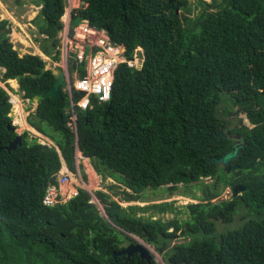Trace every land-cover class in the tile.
<instances>
[{
  "label": "trees",
  "instance_id": "1",
  "mask_svg": "<svg viewBox=\"0 0 264 264\" xmlns=\"http://www.w3.org/2000/svg\"><path fill=\"white\" fill-rule=\"evenodd\" d=\"M81 1L71 11V30L87 18L124 45L121 57H138L141 65H117L111 99L76 109L77 133L67 125L65 91L40 101L27 119L54 141L48 148L25 130L22 144L6 149L19 133L10 95L0 86V264H159L154 256L114 255L137 242L131 234L152 244L167 264H264V0ZM35 2L41 50L59 61L67 0ZM9 24L0 19V80L17 79L32 103L53 85L54 73L33 76L46 62L19 55ZM236 105L250 124L240 121L230 130L244 136L245 146L235 160L239 167L227 172L212 157L233 146L226 126L237 117ZM77 148L103 179L125 186L95 191L106 215L82 187L67 201L43 202L62 157L76 171ZM180 183L203 192L192 196L199 201L187 204L184 219L139 215L136 209L149 207L120 202L140 200L148 187L171 184L173 192ZM238 183L247 189L215 201ZM169 206L151 208L163 213Z\"/></svg>",
  "mask_w": 264,
  "mask_h": 264
},
{
  "label": "rangeland",
  "instance_id": "2",
  "mask_svg": "<svg viewBox=\"0 0 264 264\" xmlns=\"http://www.w3.org/2000/svg\"><path fill=\"white\" fill-rule=\"evenodd\" d=\"M198 0H191L192 4L197 3ZM210 1V0H208ZM82 3L81 0H67V8L66 12L69 13V17L71 19L70 11L78 7ZM41 6H39L35 0H22V4H19L16 2V0H0V19H8L10 21V41L13 44V47L18 51L20 56H23L26 53H33L40 55L43 60L46 62V66L51 68L52 70H55L56 66L54 65L56 60H54L52 57L46 55L41 50V41L44 37L39 32L38 25L34 21V18L38 15L40 11ZM71 9V10H70ZM65 12V13H66ZM64 20V19H63ZM64 22V28L66 24V20ZM68 22V21H67ZM63 28V30H64ZM59 33L60 42H62V32ZM42 44H44L42 42ZM47 45L50 44V42L46 43ZM62 58V56H61ZM70 60L68 59V62ZM58 63H63L64 61L60 59ZM69 69H72L71 67V61L69 62ZM79 69V68H78ZM0 71L2 73L4 72V68L0 66ZM0 86H3L8 91L11 101H12V109H11V116L13 118V124L17 126V131L19 134H21L23 131L28 130L30 132V137H37L38 141H45L48 140L44 139L42 136H37L33 132V129L30 125H26V122H24L22 125L17 123L18 117L25 116L28 114V112L35 110L37 107V103L30 102L29 99L23 98L22 94L23 92L20 90L19 81L17 79L11 80L8 79L7 81H1L0 80ZM21 91V93L19 92ZM14 98H18V101L16 102ZM15 102V104H14ZM18 104V108L16 106ZM223 107H226L228 105L227 102H224ZM16 106V107H15ZM28 107H31L30 109ZM235 109L237 110V117H231V119L239 120L245 124H250L247 116L241 111V109L238 108V106H235ZM19 110L20 112H18ZM23 114V115H22ZM21 119V118H20ZM52 142L48 141L52 146H55V143L52 139H50ZM78 150H76L77 152ZM77 157V156H76ZM79 164V168H77V165ZM76 171H72L73 175L70 179V182L68 184V190L65 198V195L63 197L64 200H69L68 194H73V192L80 187L88 190L91 192L92 201L98 206L100 212L103 215H106L105 209L103 204L99 201V199L95 195L96 190H104L110 193H113L112 188H108L110 184H116L119 185V192L122 191V189L125 188L123 184H119V181L113 179L112 177H108L106 179H103L101 175L94 173V171L91 169V166L86 167V163L83 159L80 157V161L78 162L76 158ZM61 171V170H60ZM60 171L58 174H60ZM62 172V171H61ZM213 178L206 177L204 178V181L206 183H212ZM171 184L162 185L160 187H148L145 190L141 192V198L138 201H125L123 199H120L121 194L114 195V199H120L121 204L123 206L128 205H138V206H148V209H136V212L139 215L149 216L150 214L154 216V218H163L164 220H169L172 218H178V219H184L188 217L189 209L187 207V204L190 202H198L199 199L192 198L193 195L200 196L203 194L201 189L197 186H194L192 189H188L184 187L185 185L180 183L177 187V189L173 190V192H170L167 187ZM63 188H65L63 186ZM231 189V186H228L222 190V194H226V191ZM198 198V197H197ZM161 202H171L173 205L172 207H168L165 212L160 211H154L153 208L156 207L158 203ZM153 207V208H151ZM132 238L139 239L141 241L146 242L144 239L140 238L137 235L131 234ZM153 251V256L155 259L159 262V264H167L164 260L163 256L156 251L155 247L146 242Z\"/></svg>",
  "mask_w": 264,
  "mask_h": 264
},
{
  "label": "built area",
  "instance_id": "3",
  "mask_svg": "<svg viewBox=\"0 0 264 264\" xmlns=\"http://www.w3.org/2000/svg\"><path fill=\"white\" fill-rule=\"evenodd\" d=\"M59 48L62 56L60 59L64 61V64L56 61L54 65L65 70L64 91L68 94L71 113L67 125L77 133L76 109L79 107L86 110L93 107V99L109 101L112 97L117 65L128 62L130 65L140 66L141 60L138 57L131 59L121 57L124 45L114 42L105 29L93 26L87 18L81 19L71 30L69 17L62 32V42ZM68 59L71 61L72 69H69ZM82 70H86L87 73L84 77H79L78 74ZM48 141H41V143L51 145ZM77 150L80 152L81 159L84 160L86 156L79 148ZM72 175L73 172L68 169L57 174V182L51 183L47 188L43 199L44 204L54 205L65 201V194ZM77 194L78 189L73 194L69 193L68 197L70 199Z\"/></svg>",
  "mask_w": 264,
  "mask_h": 264
},
{
  "label": "water",
  "instance_id": "4",
  "mask_svg": "<svg viewBox=\"0 0 264 264\" xmlns=\"http://www.w3.org/2000/svg\"><path fill=\"white\" fill-rule=\"evenodd\" d=\"M41 71L39 73L33 74L34 77H41L49 68L47 66H40ZM86 70H82L79 72V77H84L86 75ZM54 77L55 81L51 87L46 89L42 94H36L32 101L34 103L39 104L40 101L45 100L46 98H58L62 94L61 85L65 81V70L62 67H57L54 70ZM7 99H9L8 96H6L3 100V102H6ZM13 130H15V127H12ZM233 139L235 140L233 143V146L230 150L225 152L221 157H212V160H215L218 164H222L224 169L227 172H231L233 169H236L239 167L238 164L235 163V160L238 159L241 156L243 147L245 146V138L241 133H238L237 135L233 136ZM22 144V137L21 134H18L16 138L10 142V144L6 147L7 150L11 151L17 148L18 145ZM44 148L50 147L49 145H43ZM247 185L243 183H238L233 186H231V189L226 191V194H222L220 197H218L215 201L220 202L226 199H230L233 196L238 195L239 193L245 191L247 189ZM134 253H139L141 257L146 258L147 260H150L153 257V251L152 248L146 244V242L141 241L137 239V242L135 243H128L123 249L114 252V255H121V254H127L132 255Z\"/></svg>",
  "mask_w": 264,
  "mask_h": 264
},
{
  "label": "crops",
  "instance_id": "5",
  "mask_svg": "<svg viewBox=\"0 0 264 264\" xmlns=\"http://www.w3.org/2000/svg\"><path fill=\"white\" fill-rule=\"evenodd\" d=\"M63 21H65V20H63ZM12 80V79H11ZM38 106V105H37ZM35 109H37V107L35 108ZM18 112H20L19 110H18ZM29 113L30 112H28V114H26L25 116H22V117H20L21 118V121L23 120V122H19L18 123V120H17V123L18 124H23L24 122H26V125H30L29 124V122H28V115H29ZM23 115V114H22ZM18 119H19V117H18ZM31 126V125H30ZM32 127V129H33V132L32 133H34L35 135H37V136H42L44 139H46V140H50V138L48 137V136H46V135H44L43 133H41L40 131H38L36 128H34L33 126H31ZM51 141V140H50ZM76 158H77V160H78V162L80 161V152H76ZM62 157V156H61ZM84 161H85V163H86V167H89V166H91V169L94 171V173H96V174H98L97 172H96V170L94 169V167H93V165H92V163H91V160H90V158L89 157H84ZM78 164V163H77ZM77 168H79V164L77 165ZM70 170V168H69V166H68V164L66 163V161L63 159V157H62V167H61V171L63 170V171H66V170Z\"/></svg>",
  "mask_w": 264,
  "mask_h": 264
},
{
  "label": "flooded vegetation",
  "instance_id": "6",
  "mask_svg": "<svg viewBox=\"0 0 264 264\" xmlns=\"http://www.w3.org/2000/svg\"><path fill=\"white\" fill-rule=\"evenodd\" d=\"M44 66H46V64ZM49 69H51V68H49ZM52 71L54 73V70H52ZM61 90L64 91V83L61 85ZM236 114H237V112H236ZM231 120H232V123L230 124V126H226V129H227L226 135H228L229 137H231L233 139V136L237 135L239 132H237V131L230 132V130L231 129L233 130V129H236V128L240 127V121L239 120H236V119H231ZM234 141L235 140L233 139V143H234Z\"/></svg>",
  "mask_w": 264,
  "mask_h": 264
},
{
  "label": "bare ground",
  "instance_id": "7",
  "mask_svg": "<svg viewBox=\"0 0 264 264\" xmlns=\"http://www.w3.org/2000/svg\"><path fill=\"white\" fill-rule=\"evenodd\" d=\"M62 18H63L64 20L68 21V20H69V13L66 12V13L63 15ZM12 80L15 81V79H12ZM14 100L17 102V101H18V98H14ZM14 104H15V102H14ZM16 106H17V108H18V104H16ZM16 106H15V107H16ZM17 111H18V110H17ZM18 122H23V120L21 121V119L19 118V119H18Z\"/></svg>",
  "mask_w": 264,
  "mask_h": 264
},
{
  "label": "clouds",
  "instance_id": "8",
  "mask_svg": "<svg viewBox=\"0 0 264 264\" xmlns=\"http://www.w3.org/2000/svg\"><path fill=\"white\" fill-rule=\"evenodd\" d=\"M62 20H63V18H62ZM4 71H5V69H4ZM12 79V78H11ZM15 79V78H14ZM26 99H29V98H26ZM10 100H11V98H10ZM30 100V99H29ZM33 102V101H32ZM50 141V140H49ZM50 142H52V141H50ZM41 143V142H40ZM53 143V142H52ZM43 145H45V144H43ZM46 145H49V144H46ZM49 146H52V145H49Z\"/></svg>",
  "mask_w": 264,
  "mask_h": 264
}]
</instances>
